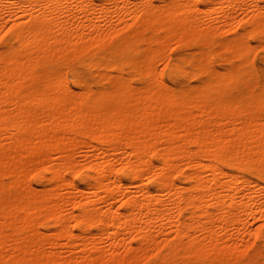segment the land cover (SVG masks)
<instances>
[{"label": "bare ground", "instance_id": "6f19581e", "mask_svg": "<svg viewBox=\"0 0 264 264\" xmlns=\"http://www.w3.org/2000/svg\"><path fill=\"white\" fill-rule=\"evenodd\" d=\"M0 264H264V0H0Z\"/></svg>", "mask_w": 264, "mask_h": 264}]
</instances>
